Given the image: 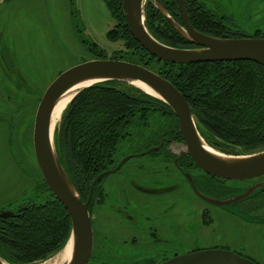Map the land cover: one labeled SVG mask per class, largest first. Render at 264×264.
<instances>
[{
  "label": "trees",
  "instance_id": "16d2710c",
  "mask_svg": "<svg viewBox=\"0 0 264 264\" xmlns=\"http://www.w3.org/2000/svg\"><path fill=\"white\" fill-rule=\"evenodd\" d=\"M106 2L123 22L124 35L129 36L131 45L139 50L134 53L135 59H117L145 65L169 79L190 103L199 130L209 145L229 154L264 149V65L252 60L194 63L159 60L130 32L122 0ZM185 6L191 24L202 32L220 37L245 35L234 28L237 27L234 22L233 27L227 26L222 20L224 17L220 18L198 0H185ZM167 9L181 22L177 0H167ZM145 17L149 31L160 41L176 47L195 46L169 24L150 0L146 3ZM256 33L253 36L262 37L260 31ZM150 58L162 62L163 69H153L146 62ZM165 114L171 121L169 127L177 128L181 134L172 108L132 84L108 80L80 91L57 125L55 145L81 195L85 194L80 184L89 183L98 173L113 168L111 166L124 156L135 153L136 132L156 127L157 115L160 119ZM167 118L157 127H166ZM122 144L128 146L126 152H122ZM43 184L50 192L47 183ZM263 189L264 186L254 194ZM0 225V254L12 264H33L60 252L70 238L72 227L67 209L56 197L45 202L31 201L21 214Z\"/></svg>",
  "mask_w": 264,
  "mask_h": 264
},
{
  "label": "flooded vegetation",
  "instance_id": "af4514ba",
  "mask_svg": "<svg viewBox=\"0 0 264 264\" xmlns=\"http://www.w3.org/2000/svg\"><path fill=\"white\" fill-rule=\"evenodd\" d=\"M162 2L167 9V0H162ZM11 79L13 81L12 90ZM29 82L23 69L18 68L6 47L0 48V144L5 152L8 149L14 151L16 132L23 125L21 121L23 122L30 113L26 107L22 108L25 104L22 100H26ZM166 115L163 119L167 118ZM35 116L36 113L32 130V146L27 144L26 151H30V155L37 162L34 148ZM170 122L167 118L166 127L163 125L162 127H151L146 132L141 130L136 132L135 153L156 148L144 156L134 157L138 160L135 161V171L132 170L129 174L123 171L125 165L132 161L133 158H131L116 172L102 176L95 183L93 190L91 186L95 178L103 171L90 179L89 183L79 185L85 194L83 198L90 199L89 209L93 221V249L87 264H163L184 253L221 247L229 249L231 247L229 244L221 243L218 241L219 237L215 238V233H210L216 220L221 218V213L237 216L244 220V223L264 225V189L252 196L235 200L236 195L242 193L244 188L264 180V177L229 180L205 172L190 155H181L186 148L185 143L178 129L169 127ZM18 133L20 137L25 138V125ZM120 161L111 167L115 168ZM121 173H123L122 176ZM170 173H176L179 176L177 178L169 175ZM186 174L191 176L200 194L197 193ZM157 177L167 179V182L157 183L154 186H147L140 182L141 178L152 180ZM43 179L41 171L40 180L36 185L37 193L41 196H43L41 189L45 181ZM180 197L193 202V206L198 209L199 224L204 230L200 238L190 234L188 226H183L182 223L177 222L176 227L182 230L171 228L176 223H168L167 205ZM214 200L226 203L218 204ZM228 200L231 202L227 203ZM31 201L33 200L16 206H12L9 202L4 209L0 210V213L10 211L12 215L0 217V224L8 223L9 220L17 217ZM98 204L104 206V210L108 213L107 218L99 215L100 212L103 214L101 210L95 211ZM134 209L146 212L139 217L135 215ZM246 215L250 217L249 220ZM97 219L101 224L99 227L96 225ZM171 236L181 241L183 247L180 246L181 244L172 247L169 244ZM233 250L257 264H264L262 253L256 255L247 252L242 247Z\"/></svg>",
  "mask_w": 264,
  "mask_h": 264
},
{
  "label": "rangeland",
  "instance_id": "374dc122",
  "mask_svg": "<svg viewBox=\"0 0 264 264\" xmlns=\"http://www.w3.org/2000/svg\"><path fill=\"white\" fill-rule=\"evenodd\" d=\"M198 1L212 9L220 18L224 17L222 20L227 26L233 27L234 22L237 26L234 28L244 32V36H253L260 31L264 37V0ZM123 26V22L113 14L106 0H0V48L6 47L15 64L19 69L20 67L23 69L30 81L26 100H22L25 102L22 108L26 107L30 113L23 122L21 121L23 125L16 132L15 152L10 149L5 152L0 144V210L4 209L9 202L12 206H16L29 200L45 202L55 197L51 191H47L44 184L41 189L43 196L38 195L36 185L40 180L41 171L34 157L30 155L31 152L26 151L27 144L32 146L33 122L38 104L46 88L60 73L76 64L99 56L101 58H137L134 53L139 50L131 45L129 36L124 35V31L121 30L124 29ZM111 31L113 35L110 34ZM146 62L158 71L164 67L162 62L151 58ZM12 86L11 79V90ZM159 122H163V117L159 119L157 115L156 127ZM154 124L152 123L151 126ZM24 125L25 138L20 137L18 133ZM121 150L126 152L128 146L122 144ZM135 161L138 160L133 158L131 162H128L123 171L128 174L132 170L135 171ZM169 175L177 178L179 176L176 173ZM140 182L147 186H154L157 183L165 184L167 179L141 178ZM192 203L180 197L168 204L167 220L169 224L176 223L171 228H176L178 223H182L181 225L188 226L190 234L200 238L204 230L199 224L198 209ZM104 209V206L100 204L95 207L96 212L98 210L103 212L104 215L100 212V216L107 218L108 213ZM134 212L141 217L146 211L134 209ZM221 215V218L216 220L213 230L210 231L216 234L215 238L219 237L218 241L229 244L231 247L228 250L234 251L233 249L242 247L247 252L264 255V225L244 223L245 221L241 218L230 214L221 213ZM246 217L247 220L250 219L248 215ZM158 218L161 217L158 216ZM97 222L96 225L99 227L101 224L98 219ZM176 229L182 230V228ZM196 237H194L195 240ZM169 244L172 247L183 245L174 236L170 237ZM59 255L58 252L33 264L53 263L58 260V257L59 262L61 260Z\"/></svg>",
  "mask_w": 264,
  "mask_h": 264
},
{
  "label": "water",
  "instance_id": "95a60500",
  "mask_svg": "<svg viewBox=\"0 0 264 264\" xmlns=\"http://www.w3.org/2000/svg\"><path fill=\"white\" fill-rule=\"evenodd\" d=\"M148 0H122L123 14L132 35L152 55L159 60L173 63H194L210 61L252 60L264 65V37H220L202 32L195 28L189 19L185 0H177L182 22L177 21L166 9L162 0H150L169 24L194 47H176L157 39L146 25L145 7ZM93 81L77 90L75 96L95 83L117 80L132 84L146 93L159 98L169 105L178 118L179 131L185 143L181 155L188 154L207 173L229 180H247L264 177V149L247 154H229L209 145L201 134L191 105L183 93L167 78L149 67L117 58H94L76 64L60 73L46 88L36 111L34 123L35 155L45 182L64 205L71 217V234L73 251L62 264H87L93 249V221L89 209V200H85L61 162L56 145L55 131L61 118L53 125V111L59 99L73 86L80 82ZM140 81L151 91H146L135 84ZM156 147L144 152L124 156L115 168L100 173L94 185L102 176L116 172L127 160L150 153ZM197 190L193 179L186 174ZM264 186V180L245 188L236 195L235 200L253 195ZM224 204V201L214 200ZM231 201H227L229 203ZM12 215L10 211L0 213V217ZM66 244V245H67ZM61 252V251H60ZM59 252V253H60ZM0 264H12L0 254ZM163 264H257L232 250L214 248L192 253L180 254Z\"/></svg>",
  "mask_w": 264,
  "mask_h": 264
},
{
  "label": "bare ground",
  "instance_id": "6f19581e",
  "mask_svg": "<svg viewBox=\"0 0 264 264\" xmlns=\"http://www.w3.org/2000/svg\"><path fill=\"white\" fill-rule=\"evenodd\" d=\"M92 82L93 81H91V80H87V81H83V82L78 83L77 85L73 86L70 90H68L59 99V101H58V103H57V105H56V107H55V109L53 111V125H55V123H57L59 121V119L61 118V115H62L65 107L69 103L70 99L72 98L73 94L77 90H79L80 88H82L84 86H87V85H89ZM135 84L138 85V86H140V87H142L146 91H151V89L147 85H145L144 83H142L140 81L135 82ZM72 251H73V242L71 240L69 242V244L65 245V247L61 250V252H60V255H61L60 259L61 260L58 262V260H59V257H58V260L57 261H55L53 263H48V264H62L60 262L67 261L70 258L71 254H72Z\"/></svg>",
  "mask_w": 264,
  "mask_h": 264
}]
</instances>
